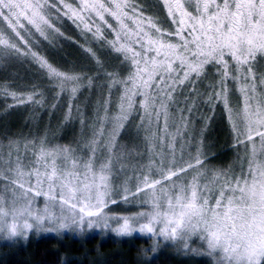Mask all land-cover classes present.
Instances as JSON below:
<instances>
[{"label":"snow or ice","instance_id":"6c2138e0","mask_svg":"<svg viewBox=\"0 0 264 264\" xmlns=\"http://www.w3.org/2000/svg\"><path fill=\"white\" fill-rule=\"evenodd\" d=\"M161 3L171 30L128 0H0V54H24L13 40L27 44L21 34L26 26L45 36L46 28L54 29L50 16L54 11L80 21L94 36L103 35L101 25L107 27L113 38L105 42L128 65L126 77L108 73L105 87L115 88L118 100L113 103L106 97L94 122L85 125L90 131L83 154L71 145L50 147L41 140L30 142L32 150L22 158L16 141L0 145V184L7 185L10 197L5 199L0 190V232L21 236L17 217L43 224L56 215L47 204L37 212L32 196L55 201L61 217L64 206L78 209L81 215L76 219L73 211L72 222L81 228L85 216H99L114 162L131 155L120 142V133L135 105L140 130L155 150L131 195L145 193L152 210L139 214L145 219L142 223L124 218L117 234L158 232L181 240L197 234L209 255L218 257V264H264V0ZM28 54L58 91L76 95L79 77L57 70L35 51ZM209 72L215 77L206 100L223 104L236 146L244 150L238 170L208 168L199 147L187 159L176 155L177 144L187 139L192 110L173 107L175 98L188 92L191 103L198 91L196 82L207 80ZM229 81L241 93L235 110L229 104ZM5 94L20 104L39 103L38 94L35 98L7 90ZM170 119L175 121L173 131ZM123 191L127 200L129 190ZM93 207L95 211L87 210ZM92 224L89 220L87 226ZM24 227L32 225L25 220ZM59 227L66 228L67 223L60 219Z\"/></svg>","mask_w":264,"mask_h":264},{"label":"rangeland","instance_id":"374dc122","mask_svg":"<svg viewBox=\"0 0 264 264\" xmlns=\"http://www.w3.org/2000/svg\"><path fill=\"white\" fill-rule=\"evenodd\" d=\"M68 2L71 3L73 0H68ZM128 2L130 5H138L144 15L154 18L160 27L167 30L172 29L173 25L167 18L161 0H128ZM50 16L54 29L58 31L46 28L45 36L47 38H45L30 26H26L28 30H21V34L27 44L18 38L13 40L21 49V53L24 54L15 52L0 54V58L6 59L7 64H14L15 71L11 78L16 82L13 87H8L5 82L1 81L0 91H14L23 96L32 94L34 98L37 94L39 96V103L20 104L15 100L14 106L4 109L1 114L4 118L9 115L15 117V120H22L18 126L23 127H18L16 130L0 128V145L16 141L18 144L16 150L19 151L22 158L31 152L32 143L30 142L41 140L50 147L71 145L83 154L90 131V127L85 125L89 121L94 122L95 114L106 97L113 103L118 100L115 88L109 90L105 87L109 84L108 73H116L122 77H126L128 74V65L121 60L120 54L112 50L105 42L113 38L107 27L101 25L103 35L94 36L92 32L84 29L78 20L70 19L63 14L57 16L54 11L50 12ZM29 50L35 51L57 70L79 77L80 88L76 95L71 96L66 91H58L54 81L46 75V70L41 68L37 61L28 54ZM70 54H72V60L68 58ZM79 54L84 57L82 58L85 61L84 66L77 63ZM34 73H37L35 78L37 82L33 81ZM214 77L215 73L209 72L207 80L202 78V83L196 82L198 91L192 96L191 103H189L188 97L192 94L188 92L175 98L176 103L173 107L180 109L187 106L192 110L188 117L191 119V125L188 129L187 139L177 144L176 155L177 158L183 155L187 159L190 154L194 155V150L199 147L204 154V164L208 168L231 167L238 170L243 163L244 150L242 146L239 148L236 146L235 137L227 118V110L219 101L209 104L206 100L205 93ZM34 86L38 90L32 89ZM227 88L229 104L235 110L240 107L241 93L238 91V85H234L231 81L228 82ZM136 101L139 102V97L136 98ZM0 104L2 105L1 100ZM110 110L112 109L110 108ZM23 114L25 118L21 117ZM138 115L140 113L134 105L129 110V117L120 133V142L129 149L131 155L126 157L124 162H114L109 193L104 198L105 206L99 216H85L84 227L81 228L72 222L73 211L76 219H79L81 215L78 209L69 210L67 206H64L61 217V208L55 201H46L43 195L32 196L30 198L37 212H41L47 204L49 210L56 215L43 224H37L31 217H17V230L23 235L9 237L7 232H0V243L7 245L24 241V243H28L30 239L44 236H69L81 239L99 236L100 240L110 241L115 246L118 245L115 241L117 239L130 241L139 238L146 239L136 258L139 264H218V257L215 254L209 255L205 242L197 234H193L185 240L160 236L158 232L152 235L137 231L126 235L117 234L116 229L121 226L124 218H128L133 224L142 223L145 222V219L139 214L149 213L152 210L149 197L145 193L131 195L144 166L149 163L152 152L155 150L152 143L140 130ZM174 123V119L169 120V131H173ZM224 126L229 131L227 140L233 143L229 147L231 156L228 159L226 156L220 159L216 154H213L212 148L215 140L214 135L219 129L222 131ZM153 127L155 128V126ZM181 144L183 151H181ZM125 187L129 190L127 200L123 198ZM0 190L3 191L5 199L10 198L7 185L0 184ZM112 200L116 202L112 203ZM87 210L95 211L96 209L93 207ZM60 219L67 223L66 228L59 227ZM25 220L32 225L31 228L24 227ZM89 220L93 221L91 227L87 226ZM156 227L158 229L160 226Z\"/></svg>","mask_w":264,"mask_h":264},{"label":"trees","instance_id":"16d2710c","mask_svg":"<svg viewBox=\"0 0 264 264\" xmlns=\"http://www.w3.org/2000/svg\"><path fill=\"white\" fill-rule=\"evenodd\" d=\"M68 58L72 60V54ZM82 58L84 57L79 54L77 63L84 66L85 61ZM14 71V64H7L6 59L0 58V84L3 81L8 87H13L16 84L15 80L11 78ZM36 74L34 73L32 77L33 81H36ZM35 87L32 89L38 90ZM0 97L2 103V105L0 104L2 106L0 107V128L16 130L18 127H23L18 126L22 120H15V117L9 115L6 118L1 116L4 109L14 106L15 100L10 95H6L4 91H0ZM21 117L25 118V115L23 114ZM222 131L219 129L214 135L213 154H216L220 159L223 156L228 159L231 156L229 147L233 143L227 140L229 131L225 126ZM63 237L44 236L30 239L28 243H24V241L13 245L0 243V264H139L136 258L146 241V239L139 238L130 241L117 239L115 241L118 245L113 246L114 244L112 245L110 241L100 240L99 236L87 239Z\"/></svg>","mask_w":264,"mask_h":264}]
</instances>
